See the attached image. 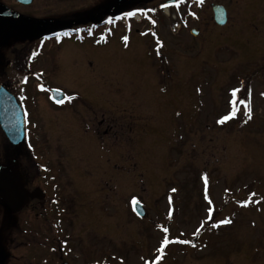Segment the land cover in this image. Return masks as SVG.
I'll return each instance as SVG.
<instances>
[{
  "label": "rangeland",
  "instance_id": "rangeland-1",
  "mask_svg": "<svg viewBox=\"0 0 264 264\" xmlns=\"http://www.w3.org/2000/svg\"><path fill=\"white\" fill-rule=\"evenodd\" d=\"M156 1L154 12H136L140 22L121 10L104 38L101 30L89 38L81 29L82 40L71 33L48 53L66 52L87 75L86 84L79 78L73 88L78 125L86 116L82 98L96 107L105 92L121 96L126 107L159 110L153 91L173 107L172 124L157 121L143 131L144 120L126 108L103 141L90 127L73 136L72 143H84L70 154L63 134L38 147V155L46 154L43 166L54 172L51 232L25 231L27 219L14 215L9 233V207L0 199V256L9 251L0 264H58V247L69 264H264L262 4L175 0L173 20L162 12L166 0ZM211 3L226 8L225 26L214 23ZM182 100L193 108L189 120L178 108ZM107 145L119 151H98ZM12 158L8 164L0 143V170L21 197L24 178ZM103 180L116 190L102 189ZM134 201L145 208L144 218L133 212Z\"/></svg>",
  "mask_w": 264,
  "mask_h": 264
},
{
  "label": "flooded vegetation",
  "instance_id": "flooded-vegetation-1",
  "mask_svg": "<svg viewBox=\"0 0 264 264\" xmlns=\"http://www.w3.org/2000/svg\"><path fill=\"white\" fill-rule=\"evenodd\" d=\"M257 1L262 4L264 23V0L253 2ZM156 4V0H0V143L3 145V155L8 164L9 158L13 156L12 163L19 166L16 174L24 178L22 185L24 192L23 196H19L20 202L12 203L5 197H0L2 203L9 207V233L13 229L14 215L27 219L25 231L51 232L47 220L53 215V206L58 201L50 196L53 193L48 190L54 186L52 182L54 172L43 166L46 161L43 155L46 154L38 155L37 148L45 145L53 136L62 134L65 136L66 146L69 147L66 150L70 154L76 149H72L73 145L82 146L84 139L80 137L86 134L90 127L93 138L96 141H103L113 125L120 124L123 120L122 114L126 108H129L135 117L138 116L136 121L144 120L145 123L142 122L139 129H145L146 132L153 131L152 128L155 127L151 124L157 121L166 126L172 124L173 107H164L166 104L161 103L159 95L153 91L152 95L157 102L155 105L160 108L159 110L138 105L126 107L125 99L122 100L121 96L111 98L105 92L101 99H98V94L94 96L100 100L95 103L96 107L82 98L80 104L86 116L84 125H78L75 104L77 96L73 95V88L79 82V78L81 83L86 84L87 75L75 70V60L72 56H66V52L48 53L53 47L55 49L61 47L63 37H68L71 33L78 36L81 29H86V34L92 31L91 35L93 30H101V35L104 36L105 30L114 22L113 13H119L121 10L152 13ZM47 25L59 27L46 35H38L33 31ZM262 66L264 67V63ZM152 75L156 79L155 74ZM53 90L61 93L53 97ZM56 97L58 100H55ZM188 106L190 105L183 103V100L178 106L182 112L188 111L187 120L190 119V113H193V108ZM58 111H61V115L57 118L54 114ZM130 115L132 117L133 114ZM80 117L83 120V117ZM18 122L22 124L23 141L14 145L9 141V130L13 131L15 128L13 124ZM71 124L75 125L76 131L71 129ZM141 125L146 127L143 128ZM77 133L80 134V143L79 139L72 143L73 136L78 138ZM110 150L119 151L117 148L110 149L108 145L104 149H98L103 153H109ZM12 166H6L10 173L15 170ZM114 170L118 172L122 169L120 166H114ZM108 174L109 166L104 172L107 178ZM0 180L3 184H8L2 170ZM8 180L9 189L17 193L11 175ZM101 185L102 189L117 188L107 180H103ZM39 193H42V196ZM65 212L72 213L73 209L70 207L65 209ZM54 247L56 245L50 248ZM58 250L61 251V248L58 247ZM59 251H56L55 256L60 260L64 255ZM6 253L0 256V261L3 258L9 261V251ZM63 262L62 260L59 264Z\"/></svg>",
  "mask_w": 264,
  "mask_h": 264
},
{
  "label": "water",
  "instance_id": "water-1",
  "mask_svg": "<svg viewBox=\"0 0 264 264\" xmlns=\"http://www.w3.org/2000/svg\"><path fill=\"white\" fill-rule=\"evenodd\" d=\"M170 3V1L165 2V5H168ZM212 10H213V18L214 21L218 24V25H224V23L226 22V11L224 9L223 6L221 5H213L212 4ZM56 27L59 26H55V25H51V26H44V27H39L35 30H33L36 33L39 34H45L49 31H51L52 29H55ZM192 34L197 35L198 32L195 30L191 31ZM57 92V91H55ZM56 95H53V97ZM55 99L58 100V98L56 97ZM14 129L13 131L9 130V139L13 144H18L19 142L22 141V124L20 122L18 123H14ZM0 195L5 197L7 200H9L10 202H16L17 198L16 195L5 185H3L2 183H0ZM133 208L135 210V212L137 214H139L140 216H143L145 214L144 209L142 208V206L139 203H134L133 204Z\"/></svg>",
  "mask_w": 264,
  "mask_h": 264
},
{
  "label": "snow or ice",
  "instance_id": "snow-or-ice-1",
  "mask_svg": "<svg viewBox=\"0 0 264 264\" xmlns=\"http://www.w3.org/2000/svg\"><path fill=\"white\" fill-rule=\"evenodd\" d=\"M126 15H128V16H132V15H134V13L133 12H129V13H127ZM153 23H154V21H153ZM125 40H127V37H125L124 38ZM226 119V118H225ZM173 191H175V189H173ZM228 221H225V220H222V221H220V223H227ZM164 231L165 232H167L168 230L167 229H164ZM168 241H167V238H165V240H164V243L166 244Z\"/></svg>",
  "mask_w": 264,
  "mask_h": 264
},
{
  "label": "bare ground",
  "instance_id": "bare-ground-1",
  "mask_svg": "<svg viewBox=\"0 0 264 264\" xmlns=\"http://www.w3.org/2000/svg\"><path fill=\"white\" fill-rule=\"evenodd\" d=\"M167 12H168V10H167V9H164V13H165L166 15L168 14Z\"/></svg>",
  "mask_w": 264,
  "mask_h": 264
}]
</instances>
